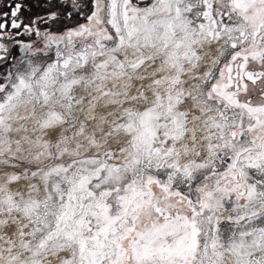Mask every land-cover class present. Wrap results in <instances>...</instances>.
I'll return each mask as SVG.
<instances>
[{
  "label": "snow or ice",
  "instance_id": "obj_1",
  "mask_svg": "<svg viewBox=\"0 0 264 264\" xmlns=\"http://www.w3.org/2000/svg\"><path fill=\"white\" fill-rule=\"evenodd\" d=\"M0 264H264V0H0Z\"/></svg>",
  "mask_w": 264,
  "mask_h": 264
}]
</instances>
